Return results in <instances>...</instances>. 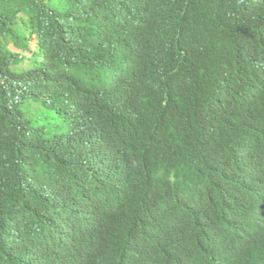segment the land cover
Instances as JSON below:
<instances>
[{
	"label": "clouds",
	"instance_id": "9594fccd",
	"mask_svg": "<svg viewBox=\"0 0 264 264\" xmlns=\"http://www.w3.org/2000/svg\"><path fill=\"white\" fill-rule=\"evenodd\" d=\"M246 1L110 0L125 32L80 46L76 74L24 85L17 114L0 109V264H264V81L237 83L249 63L264 80V3L251 34ZM35 39L3 42L27 67ZM32 138L44 148L18 165L21 193L1 170Z\"/></svg>",
	"mask_w": 264,
	"mask_h": 264
},
{
	"label": "trees",
	"instance_id": "16d2710c",
	"mask_svg": "<svg viewBox=\"0 0 264 264\" xmlns=\"http://www.w3.org/2000/svg\"><path fill=\"white\" fill-rule=\"evenodd\" d=\"M263 3L264 0H248L242 4L238 10L245 15L244 24L250 19L246 12L253 13L257 9L254 6ZM125 8L124 3L116 6L110 4V0H0V109L7 106L17 114L28 96L24 92L28 87L24 85H32L34 81L37 88L60 69H68L72 74H76L80 65L76 52L80 46L86 44L89 39L96 42L101 32L117 35L128 29L125 20L129 15ZM250 20V23L254 22L251 28L253 34L259 20ZM262 27L260 31H255L254 36L260 35L264 38V26ZM34 35L37 38L36 50L31 58V66L22 67L29 59L23 53H13L8 43L4 44L3 38L8 39V42L14 41L16 46L28 51ZM210 40L211 33L205 37L203 43ZM262 41L264 42V39ZM11 65L14 67L11 68ZM184 67L200 76H208L209 71L213 69L211 65L197 62L191 56L186 58ZM245 69L243 77L238 79L237 83H243L249 90L259 94L260 89L257 86L264 80L260 73L258 74V65L249 63ZM232 84L238 87L234 82ZM76 96L93 106L98 102L90 98L86 91L79 90ZM8 111L4 116L9 115ZM2 118L4 119L3 116ZM4 122L0 124V132L11 129V124L5 119ZM8 139L11 140L10 135ZM32 140L34 143L24 148L28 155L25 160L19 164L10 154L8 163L1 170L2 180L7 170L6 184L9 183L21 193L25 191L26 180L18 165H24L27 161L40 162L44 148L38 141L33 138ZM27 186L31 190L36 189L33 183ZM10 200H13L11 196ZM21 219L24 221V216L21 215ZM12 220H15V217H12ZM26 227L28 228V225Z\"/></svg>",
	"mask_w": 264,
	"mask_h": 264
}]
</instances>
